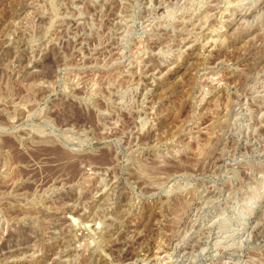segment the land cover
Returning a JSON list of instances; mask_svg holds the SVG:
<instances>
[{"label": "rangeland", "instance_id": "rangeland-1", "mask_svg": "<svg viewBox=\"0 0 264 264\" xmlns=\"http://www.w3.org/2000/svg\"><path fill=\"white\" fill-rule=\"evenodd\" d=\"M0 264H264V0H0Z\"/></svg>", "mask_w": 264, "mask_h": 264}]
</instances>
